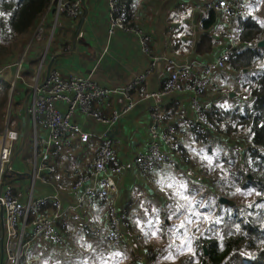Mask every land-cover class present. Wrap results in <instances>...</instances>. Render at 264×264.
<instances>
[{
	"label": "crops",
	"instance_id": "crops-1",
	"mask_svg": "<svg viewBox=\"0 0 264 264\" xmlns=\"http://www.w3.org/2000/svg\"><path fill=\"white\" fill-rule=\"evenodd\" d=\"M81 1V10L77 17H69L62 13L55 20L57 3L54 2L49 7L38 23L40 30L45 33L44 39L48 36L45 50L37 56L36 49L40 50L43 43L36 44L35 50L31 48L24 71L33 73L44 56L40 69L41 78L50 68H55L63 75H91L101 85L111 87L126 83L147 68L154 57H157V60L147 79L132 91L133 106L122 113L112 127L107 129L94 118L76 114L73 120L93 133L87 142L83 143L74 138L70 147L60 143L38 144L37 162L54 168V171L47 175V169L42 170L46 177L44 182L36 181L31 189L29 177L26 176L32 171L34 164L30 145L28 146L32 143V133L27 136L25 148L22 151H15L12 160L15 172H10L11 178L8 180H14V191L19 199L26 200L30 193L33 196L57 193L65 211L58 223L65 235V241L62 244L41 239L29 242L28 238H25L24 241H28V244L20 264L128 263L121 254L123 246L133 251L142 245L144 238L152 235L146 232V228L163 213L161 206L159 215L153 216V211L158 209L155 203L161 201L167 180L180 184L176 179V168L183 169L186 162H195L197 153H201L203 156L196 163H200L202 169L203 165L208 163L210 154L214 152L217 136L226 141L228 139L235 141L232 138L226 139L222 134L215 138L212 135L202 136L187 124V120L193 115L190 93L161 92L171 70L167 59H173L177 64L194 59L200 61L214 59L226 45H229L225 35H231L233 45L241 50L245 46L238 39L241 22L249 15L258 21H264V0H243L249 15L233 14L223 17L218 13L214 23L206 28L202 26V22L209 10L203 9V5L215 0H127V18L133 23H139L152 37V52L146 54L140 49L138 40L132 33L121 29H116L111 34L108 32L106 0ZM204 33L211 35L213 46L210 52L201 54L197 51V45ZM5 66L3 69L8 68L10 73L14 71L12 66L6 68ZM251 71L250 68L237 70L226 63L223 68L212 74L209 88L200 97L202 104L210 109L211 115L219 108L233 107L246 100L241 84ZM15 93L17 97L25 99L27 89L16 84ZM145 93L157 95L145 97ZM155 104L160 105L159 126L171 125L177 130L185 160L181 157L175 158L144 174L136 167L133 159L136 154L147 149L148 128L152 122L150 114ZM125 105L126 99L120 94L108 95L95 103L102 115H109L114 109L121 110ZM103 132L116 139V154L123 165L122 172L116 177L115 201L117 205L127 208L129 226L125 241L118 240L121 243L106 242L81 234V226L86 222H103L106 206L102 201L87 198L85 200L87 213L78 222L71 220L70 211L66 209L75 199L72 184L79 175L86 172L89 161L97 153L100 145L97 136ZM39 133L46 134L42 128L39 129ZM194 173L198 174L197 170L192 168L187 175L191 176ZM91 184H93L91 180L86 183ZM185 187H191L189 181ZM164 221L167 223V218L163 220V224ZM3 236L1 224L0 264L3 258L1 247ZM146 241L148 239H144L143 246H147ZM78 244L86 246L87 249L76 252L79 249ZM151 255L156 256L152 250ZM28 258L33 260L29 261Z\"/></svg>",
	"mask_w": 264,
	"mask_h": 264
},
{
	"label": "built area",
	"instance_id": "built-area-1",
	"mask_svg": "<svg viewBox=\"0 0 264 264\" xmlns=\"http://www.w3.org/2000/svg\"><path fill=\"white\" fill-rule=\"evenodd\" d=\"M52 1L57 3L55 20L62 13L69 17H77L80 14L81 0ZM106 5L108 32L111 34L116 29H121L132 33L136 36L140 49L150 54L152 37L139 23H133L127 18V0H106ZM203 9L215 10L223 17L233 14L249 15L243 0L210 1L203 5ZM78 34L81 35V32ZM225 39L229 45H226L214 59L208 61L194 59L178 64L173 59H167L171 70L161 92L190 93L193 115L187 120V124L203 135L216 134L219 121L216 116L210 114V109L202 104L201 94L209 88L212 74L223 68L239 50L233 45L231 35H225ZM30 52L31 47L26 45L17 58L5 66V68L9 66L14 68L11 90H15L14 86L20 81L27 89V95L24 99L23 114L19 118V128L10 126L7 120L0 131V225L2 224L4 232L1 244L2 264H20L22 256H25L28 241L41 239L56 244L65 241V235L58 226L65 212L59 195L51 193L33 196L30 193L26 200L22 201L15 194L14 180L6 178L7 173L15 172L12 164L15 151H22L25 148L27 136L32 133L30 148L34 164L29 173L31 189L36 181L44 182L46 177L42 170L47 169V175L53 172L54 168L37 162L38 144L60 143L70 147L74 138L83 143L87 142L93 133L73 120L76 114L94 118L108 128L114 125L120 115L133 106L132 91L147 79L157 60V57H154L147 68L126 83L107 87L101 85L91 75H63L55 68H50L41 78L40 69L44 56L31 77L25 79V63L29 59ZM112 94L122 95L126 99L125 107L121 110L114 109L109 115L100 114L95 103ZM155 95L157 93H145L144 96ZM159 110L160 105L155 104L150 114L152 122L148 128L147 149L136 154L133 159L136 167L144 174L178 158L177 156L182 152L177 130L171 125L159 126L161 120ZM40 128L44 129L45 135L39 133ZM97 138L100 144L98 151L89 161L86 172L73 182L72 191L75 193V199L66 209L70 211L71 220L78 222L87 213L85 207L87 198L102 201L106 206L103 222H86L81 226L82 233L87 237L103 241L124 240L128 226V211L125 206L117 205L115 201L116 177L122 172L123 165L116 154V139L106 132L101 133ZM90 180L93 184L86 185ZM25 238H28V241L25 242ZM142 252L135 255L133 264H146ZM28 260L33 259L28 258Z\"/></svg>",
	"mask_w": 264,
	"mask_h": 264
},
{
	"label": "trees",
	"instance_id": "trees-1",
	"mask_svg": "<svg viewBox=\"0 0 264 264\" xmlns=\"http://www.w3.org/2000/svg\"><path fill=\"white\" fill-rule=\"evenodd\" d=\"M53 3L52 0H0V13H3L0 15V67L2 60L20 47ZM216 14L217 11L209 10L202 26L212 25ZM238 39L245 46L227 64L241 71L252 70L241 84L246 100L213 113L219 126L221 123L217 133L226 139L238 137L243 143L236 153L219 158L223 170L228 172L221 175V182L234 198L225 203L219 199L212 201L211 215L199 209L201 220H206V224L195 223L190 227L197 230L192 242L194 255L178 264H264V46H257V41L264 40V21L247 16L240 24ZM212 46L213 38L204 33L197 51L208 53ZM8 92L9 83L0 77V131ZM243 194L246 202L241 201ZM164 228L170 240L173 235L169 223L164 221Z\"/></svg>",
	"mask_w": 264,
	"mask_h": 264
},
{
	"label": "rangeland",
	"instance_id": "rangeland-1",
	"mask_svg": "<svg viewBox=\"0 0 264 264\" xmlns=\"http://www.w3.org/2000/svg\"><path fill=\"white\" fill-rule=\"evenodd\" d=\"M38 23L37 26L24 37L20 47L15 52L7 55L2 60L0 67V77L7 83H9V98L5 108L1 126H4L5 122L9 120L10 126L19 128V116L23 114L24 108V97H17L15 90H11L13 72L10 73L8 68H3L5 65L11 63V61L18 56L20 51L26 45L35 50L37 48L36 44L43 43L40 50L36 49L37 56H39V54L43 50H45L44 48L47 43L48 36L44 39L45 33L43 32V30H40V25ZM51 38L52 36H50V39ZM31 75V72H24L25 79L30 78ZM19 82L20 81H17L16 84H20L21 86L22 84ZM14 88L16 89V85L14 86ZM219 129L220 128L218 127L217 131ZM211 135L215 138L218 133L209 134L207 136ZM231 138L235 139V141H232L231 139H228V141H226L221 136L216 137L215 145L213 147L215 148L214 152L210 154L208 163L204 164L202 169L200 167V163H196L202 158L203 155L201 153H197L195 162H184L185 167L183 169L179 167L176 168V179L180 181V184L171 182L170 179L167 180L166 188L163 189L164 194H162L161 196V201L155 203V206H157L158 209H155L153 211V216L155 217V215H159L161 206L163 213L156 221L148 225V227L146 228V232L152 234L151 236L144 238L148 239V241H146L147 246H143L144 239L142 240V245L139 248L134 249L133 251H129L126 246H123L121 254L124 257L125 262L132 264V262H134L133 260H135V255H137L139 252H142L143 250L144 252H142L141 255L144 256L146 264H178L179 262H183V258L194 255V247L192 242L195 239L197 230H190V227L195 223L200 226H204L206 224V220H201V213L199 209L203 208L207 211V213L211 215L212 201L214 203L216 199H219L223 196L224 198L228 199L227 201L233 200L234 198V195H232L228 188L223 186L221 182V175L225 173L228 174V172L226 170H223L222 163H220L219 161V158L221 156L225 154L229 156L236 153V151H239L242 148L243 143L240 138ZM29 145L31 144H28V146ZM177 157H181L183 160H185V156L182 152H180ZM192 168H195L198 174H200L201 176L196 173L188 176V171ZM6 178H11V173H7ZM187 181H189L191 187H185ZM168 188L169 190L166 193V190ZM235 190L240 192L239 188H236ZM184 197H187V199H185ZM214 197L215 200H212L214 199ZM246 200L247 198L245 194H243L241 196V201L246 202ZM236 205L242 206V204L239 203H237ZM166 218L167 223H169L170 225V230L172 231L171 234L173 235L170 240L166 237L167 231L164 228L163 224V220H166ZM178 226L179 228H177ZM118 242L121 243V241H117V243ZM77 246L79 249L76 250V252H82L83 249H87L86 246H83L81 244H78ZM151 250L154 251L156 255L155 258L152 257V259H154L153 261L150 258ZM75 261H77V258Z\"/></svg>",
	"mask_w": 264,
	"mask_h": 264
},
{
	"label": "water",
	"instance_id": "water-1",
	"mask_svg": "<svg viewBox=\"0 0 264 264\" xmlns=\"http://www.w3.org/2000/svg\"><path fill=\"white\" fill-rule=\"evenodd\" d=\"M257 46H264V40L261 39V40L257 41ZM21 134H22V133H21ZM108 135L110 136V134H108ZM26 176L29 177V174H26ZM219 200H220V202H222V203L227 202V199L224 198V197H220ZM203 249H204V253H207V250H206V248H205L204 245H203Z\"/></svg>",
	"mask_w": 264,
	"mask_h": 264
},
{
	"label": "bare ground",
	"instance_id": "bare-ground-1",
	"mask_svg": "<svg viewBox=\"0 0 264 264\" xmlns=\"http://www.w3.org/2000/svg\"><path fill=\"white\" fill-rule=\"evenodd\" d=\"M112 126H113V125H112ZM112 126H111V127H112ZM106 127H107V126H106ZM109 128H110V127H109ZM107 129H108V127H107ZM21 132H22V131H21ZM21 132H20V133H21ZM117 140H118V139H117ZM128 226H129V223H128ZM128 226H127V228H126V234H127ZM81 234H82L83 236H85V235L82 233V227H81ZM86 237H87V236H86ZM124 241H125V240H124ZM133 261H134V260H133Z\"/></svg>",
	"mask_w": 264,
	"mask_h": 264
},
{
	"label": "snow or ice",
	"instance_id": "snow-or-ice-1",
	"mask_svg": "<svg viewBox=\"0 0 264 264\" xmlns=\"http://www.w3.org/2000/svg\"><path fill=\"white\" fill-rule=\"evenodd\" d=\"M0 15H3V13H0ZM181 187H183V186H181ZM185 199H187V197H184Z\"/></svg>",
	"mask_w": 264,
	"mask_h": 264
}]
</instances>
